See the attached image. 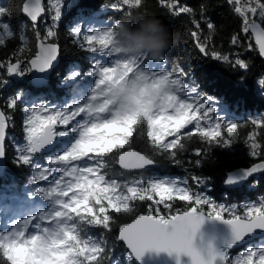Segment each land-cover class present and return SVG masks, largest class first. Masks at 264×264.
Returning a JSON list of instances; mask_svg holds the SVG:
<instances>
[{
    "label": "snow or ice",
    "instance_id": "6c2138e0",
    "mask_svg": "<svg viewBox=\"0 0 264 264\" xmlns=\"http://www.w3.org/2000/svg\"><path fill=\"white\" fill-rule=\"evenodd\" d=\"M143 2L114 0L111 8L121 12L122 18L106 20L102 10L80 8L75 0H48L47 7L44 0H22L18 10L34 30L46 12L51 25L43 37L37 32L36 51L31 58L21 60L14 52V62H0V72H6L0 76V91L13 84L11 77L29 73L34 75L30 80L32 89L49 88L51 71L59 56V44L51 40L57 35L63 16L73 10L69 35L91 59L87 69L73 65L61 77L63 89L72 91V103L65 100L62 104H29L27 93L19 90L7 98L8 109L25 102L23 138L14 141L13 163L29 168L27 183L33 187L25 195L38 206L0 228V264H120L113 259L119 244L123 245L126 264H139L149 252L166 253L172 264H264V197L258 202L227 206L193 190L187 179L113 178L114 166L132 174L157 164L151 156L130 147L136 134L145 136L152 152L168 164L185 171L186 163L203 167L204 158H211L212 147L231 149L237 143L238 124L220 116L218 108H239L244 102L241 99L234 105H214L216 98L200 91L193 73L180 65L165 67V57L152 62L142 56L119 55L112 46L118 22L142 20L144 14L133 15L132 10L139 9ZM227 2L241 19V32L249 40L248 50H253L254 39L258 55L264 58V0ZM158 4L168 9L172 17L194 11L181 5L180 0H158ZM201 13L200 21H192L195 27L199 29L203 22L212 30L213 22L203 16V9ZM10 14L0 7V45L6 44L5 36L15 35L11 24L2 19ZM27 21H21L19 26L22 42H26ZM191 35L199 52L208 55V38L202 42L199 31ZM240 39V35H235L231 43L237 45ZM18 51L23 53L24 48ZM211 55L217 61L231 59L215 51ZM248 68L243 59L234 60V69ZM131 76L149 81L153 88H162L158 102H138L133 110H118L112 90ZM237 87H248L245 77L237 82ZM254 87L257 94L264 93V77L254 81ZM11 122V116L0 110V169L7 158L4 142ZM250 123L253 130L247 133L244 144L248 157L255 162L229 172L222 181L226 186L244 187L256 181V174L264 175V143L258 139L259 130L264 129V117L253 118ZM194 137L207 147L195 149L192 155L197 159L186 162L185 141ZM40 157L46 162L42 163ZM191 180L202 188L207 187L210 178L194 174ZM137 201L150 202L146 212L135 215L130 223H119L120 215H131L137 210ZM177 202L182 206L178 207ZM206 218L228 226V233L218 246L196 243ZM94 228L103 230L100 237L90 233ZM114 231L115 241L109 248L105 234ZM237 248L240 251L233 255Z\"/></svg>",
    "mask_w": 264,
    "mask_h": 264
},
{
    "label": "trees",
    "instance_id": "16d2710c",
    "mask_svg": "<svg viewBox=\"0 0 264 264\" xmlns=\"http://www.w3.org/2000/svg\"><path fill=\"white\" fill-rule=\"evenodd\" d=\"M44 2L47 7V0H44ZM75 2L80 8L86 10H102L106 20L108 17L114 19L122 18L121 12L114 11L111 8L114 0H75ZM21 3L22 0H0V7H4L11 13L10 15H5L2 19L5 22H9L15 30V35L12 38L5 36L6 44L0 45V62H8L9 60L14 62L15 57L12 55L14 52L16 57L21 60L26 61L31 58L35 53L37 32L43 37L47 27L51 25L46 12L43 21L35 26V30L33 26L27 23L24 29L26 42H22L19 26L21 21L25 20L21 18L18 10ZM180 4L189 6L194 10L193 13L172 17L169 15L168 9L158 4V0H144L139 9L132 10V14H144L145 17H155L164 24L167 33L166 39L169 43V48L164 56L163 64L165 67L171 68L173 65H180L185 70L193 73L195 80L200 86V91L216 98L214 105L220 104V102H224L225 105H234L237 100L242 99L244 101L239 108L232 107L229 109L225 107L224 111H219L218 108L220 116L238 124L237 143L231 149L212 147L211 158H204L203 167L197 168L186 163L188 171H185L181 167L166 163L162 156L152 152L145 136L136 134L130 147L155 159L158 169L151 173L131 177L123 175L117 166H114L112 171L113 178L129 181L132 179L148 180L151 178L187 179L193 190L200 191L201 194L206 195L216 204L235 206L243 205L247 202H258L260 198L264 197V176L257 177L255 182L250 181L244 187L233 191L227 190L226 185L222 181L229 172L246 168L255 162L248 157L244 141L247 133L253 130V125L250 121L253 118L260 119L264 117V98H262L264 93L257 94L254 87V81L264 77V63L260 60L251 38L249 39H251L253 50H248L249 40H246L241 32V19L234 14V6L230 5L227 0H180ZM201 9H203V16L210 18L213 22L214 28L212 30H209L203 22L200 23V28L197 29L192 22L193 19L196 21L201 20ZM74 14L75 10L63 16L56 29L57 35L51 40L52 43H58L64 50H61L60 63L50 77L49 88L32 89L30 87L29 74H27L25 77H21L20 80L10 78L13 84L0 91V109L12 118V122L8 126V141L5 145L7 158L5 159L4 174L0 177V196L4 198L10 195L15 197L23 196L21 189L25 187L28 190L31 187L27 183L30 174L29 168L18 167L13 163L14 141L21 140L23 135L24 112L22 109L25 106V102L18 103L14 109H8L6 107L7 98L19 90L21 94L27 93L32 103L62 104L65 100L68 103H72V91L63 89L61 77L73 65L80 69H87L89 66L88 61L91 59L90 54L81 51L78 44L74 43L73 38L69 35L68 24L66 26V23H69ZM141 23L142 20L132 21L129 25V30H138ZM193 31L200 32L202 42L206 37L208 38V55H203L199 52L195 38L191 35ZM235 35H240L241 37L240 43L237 45L231 43L232 37ZM22 47L24 48L23 53L18 51ZM213 51L229 56L231 58L230 61L215 60L211 55ZM237 57L248 63L249 68L247 71L234 69V60ZM5 74L6 72H0V76ZM242 77L247 80L248 87L246 89L237 87V82ZM86 85H83V87L85 88ZM258 139L261 143H264V129L259 130ZM185 143L187 144L188 152L184 154L183 159L186 162L197 159L195 155H192L195 149L207 147L195 137L190 141H185ZM40 160L42 163L46 162L44 157L40 158ZM194 174L210 178L207 187L198 188L191 180ZM156 199L159 198L156 197ZM135 203L137 210L131 215H120L118 217L119 223H130L135 215L146 212L147 204L150 202L141 203L137 201ZM177 206L182 205L177 202ZM89 231L96 237H100L103 232L99 228L90 229ZM105 235L109 248H112L116 231ZM123 251V247L117 245L113 252V259L118 260L120 264H126Z\"/></svg>",
    "mask_w": 264,
    "mask_h": 264
},
{
    "label": "clouds",
    "instance_id": "9594fccd",
    "mask_svg": "<svg viewBox=\"0 0 264 264\" xmlns=\"http://www.w3.org/2000/svg\"><path fill=\"white\" fill-rule=\"evenodd\" d=\"M132 21L118 22L113 48L125 58L144 57L157 62L169 48L164 24L155 17H144L138 30L130 31ZM163 89L153 88L149 81L131 76L124 83L114 86L112 97L118 110H133L140 104H155Z\"/></svg>",
    "mask_w": 264,
    "mask_h": 264
},
{
    "label": "water",
    "instance_id": "95a60500",
    "mask_svg": "<svg viewBox=\"0 0 264 264\" xmlns=\"http://www.w3.org/2000/svg\"><path fill=\"white\" fill-rule=\"evenodd\" d=\"M20 16H21L22 19L27 21L26 17H24L21 14H20ZM42 18H40L36 22V26L39 24V22L41 21ZM27 23L32 26L30 21H27ZM252 40H253V43H254V46H255L254 39H252ZM36 44H37V42H36ZM256 50H257V53H258V49H256ZM35 51H36V48H35ZM60 58H61V52L59 50L58 60L56 62V65H55L54 69L51 71V75L57 69V67H58V65L60 63ZM259 58L264 63V58H261L260 56H259ZM16 78L17 77H11V79H13V80H15ZM33 78H34V75L29 73V79L31 80ZM7 132H8V127L6 128V134H7ZM7 141H8V135H6V140L4 142L5 145H6ZM40 158H43V157H40ZM3 165H4V167L2 169H0V177H2V175L4 174L5 160L3 161ZM117 168L120 171V173H122L123 175L134 177V176H140V175H144V174H147V173H151V172H153V171L158 169V165L152 166V167L148 168L147 170L134 172L132 174L124 173V171L121 170L118 166H117ZM262 176H264V175L256 174V178L257 177H262ZM226 189L230 190V191H233V190H236V189H239V188H233V187H230V186H226ZM227 233H228V226L226 224H224L222 221L209 220V219L206 218L205 221L201 224L200 229L198 230V233H197V236H196V243L199 244L201 241H203L206 244H211L213 246H218L220 244L221 240L227 235ZM119 245H121L123 247L122 244H119ZM242 247H246V245H244ZM239 251H240V248H237V249L233 250L232 254H235L236 252H239ZM133 263L137 264V262H135V261ZM139 264H172V261L168 257V255L166 253H164V252H160V253L149 252V253L145 254V257L143 258L142 261L139 262Z\"/></svg>",
    "mask_w": 264,
    "mask_h": 264
},
{
    "label": "rangeland",
    "instance_id": "374dc122",
    "mask_svg": "<svg viewBox=\"0 0 264 264\" xmlns=\"http://www.w3.org/2000/svg\"><path fill=\"white\" fill-rule=\"evenodd\" d=\"M48 2V0H47ZM45 17V14L43 15ZM44 17L41 19V21L39 22V24L43 21ZM68 23H66L67 26ZM48 25V23H47ZM31 26V25H30ZM59 50L61 52V50L63 51L64 48L59 46ZM62 54V52H61ZM153 67H155V64H153ZM159 70V69H157ZM21 77H17L16 80H20ZM87 87V85L85 86V88ZM35 101V100H33ZM27 103L29 104H39V103H32L31 100H29V98L27 99ZM23 138V135H22ZM18 140V141H22ZM10 139V138H9ZM16 141V140H15ZM16 144L14 142V150H15ZM33 186L31 185V187L27 190L25 189V187H23L21 189V193L23 194V196H19V197H15V196H8L7 198H4L3 196H0V228L6 227L7 224L10 222V220L12 219H18V218H22L23 216L27 215L30 212L35 211V207L38 206L35 205L34 206V202L27 198L25 193L30 191L31 188ZM235 255V254H233Z\"/></svg>",
    "mask_w": 264,
    "mask_h": 264
}]
</instances>
